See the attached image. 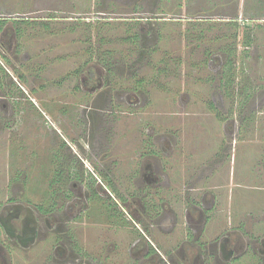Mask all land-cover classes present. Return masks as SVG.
<instances>
[{
    "label": "flooded vegetation",
    "instance_id": "flooded-vegetation-1",
    "mask_svg": "<svg viewBox=\"0 0 264 264\" xmlns=\"http://www.w3.org/2000/svg\"><path fill=\"white\" fill-rule=\"evenodd\" d=\"M210 1L213 11L230 7L229 14L221 16L222 23L235 22L231 16L239 13L240 6H245L252 16L255 10H264V0H259L261 5L254 11L247 9L246 0H242V4L239 0ZM98 3L97 14L105 18L102 21L105 25L120 21L123 26L126 21L141 33L145 28L150 30L147 21L151 19L130 21L123 19L122 14L123 6L128 3L132 4L129 13H150L140 7L146 0H98ZM176 6L172 9L178 10L177 13L187 16L196 13L192 2L189 6ZM234 9L238 10L233 12ZM112 16L122 19L113 20ZM187 16L167 21L206 22L204 17L197 21L195 19L200 17ZM55 21L44 20L42 28L49 31ZM13 22L11 33L3 25L0 28V42L5 46L0 43V50L12 63L16 61L18 41L22 37L16 19ZM140 32L126 38L125 42L139 50L138 58H150L152 52L147 43L153 34L145 38ZM3 34L8 39H3ZM157 37L155 41L160 35ZM92 45L89 43V48ZM101 46L102 43L98 49L94 45L87 50L88 61L82 69L80 89L90 100L82 107L79 102L71 107L78 108L71 125L76 140L71 146L61 135L52 156L51 176L47 172L44 150L39 154L43 158L40 178L35 176L30 180L31 173L25 171L27 167L22 174L19 170L15 174L10 169L5 172L12 173L13 178L8 180L5 190L0 189V195H5L0 196V264H264L261 226L264 220L259 223L258 233L253 229L252 213L243 214L241 219L234 202L230 201L225 208L215 192L200 185L197 176L189 180L183 177L179 184H173L162 161L171 149L170 140L167 134H157L154 125L144 124L149 133L143 139L145 151L135 152L129 162V172L124 173L123 152L121 161L117 162L112 150L116 139L113 132L119 126L120 115L128 114L127 108L140 105V99L145 96L144 82L130 90L117 88L111 79L112 72L120 73L118 76L123 78L125 61L122 54L115 55L104 43V49H100ZM12 47L14 54L10 55L8 51ZM217 59L223 64L220 57ZM235 60L239 62L238 58ZM161 64L154 69L156 74L169 72L163 61ZM73 74L76 76L78 70ZM5 94L0 89V109L10 120L17 109L6 101ZM123 102L127 106L121 108ZM61 109L65 112L69 108L64 105ZM50 127L52 125H47L45 130ZM117 168L118 172L114 171ZM37 183L39 189L35 186Z\"/></svg>",
    "mask_w": 264,
    "mask_h": 264
},
{
    "label": "rangeland",
    "instance_id": "rangeland-1",
    "mask_svg": "<svg viewBox=\"0 0 264 264\" xmlns=\"http://www.w3.org/2000/svg\"><path fill=\"white\" fill-rule=\"evenodd\" d=\"M94 1L0 0V28L3 25L6 27V31L9 29L11 33L13 21L16 19L17 28H20L19 32L22 33V37L18 41L19 50L17 56H15V62H8L7 55L0 50V89L6 92L5 96L10 97L9 100L15 103L17 109V114H14L10 120L5 112L0 109V189L5 190L8 180L13 178L12 173L10 175L5 174L9 169L14 174L17 170L21 171L20 174H22L23 169L27 167L25 171L31 173L30 180L35 176L40 178V166L43 158L39 154L43 150L44 155L47 156V172L51 176L53 169L52 156L57 151L55 149L62 139L61 135L66 137L70 145H73L76 138H74L71 125L73 113L78 108L73 110L71 107L77 104L76 102H79V106L82 107L84 103L90 100H87L88 94L80 89V76L84 73L82 69L86 67V61H88L87 50L94 47V45L98 49L101 43L100 49H104V43L110 49L112 48L115 55L122 54V59L125 61L123 62V76H121L123 78L118 76L120 73L112 72L111 79L116 83L117 88H123V91L130 90L133 89L132 87L137 86V82H144L145 96L140 99V105L132 109L127 108L128 114L120 115L119 126L113 132L116 139L113 142L112 150L115 152L114 155L117 156V162L121 161L122 157L120 155L123 152L124 173L129 172L128 166L131 167L129 162L135 152L145 151L143 139L149 133H146L148 127L144 124L150 123L154 125L157 134L163 135L169 133V131L172 134H174L173 132L175 134L182 133V136L177 135L179 141L173 159L165 158L164 163L165 166H169V164L176 161L177 168L180 169L179 172L183 171V174L180 173L181 178L185 177L189 180L193 175L191 176L192 171L187 168H189V165H199V159L198 157L195 159L193 156L192 159L185 157L181 159L180 151L188 150L187 155L193 151H199L200 148L193 142L188 143L189 140H198L200 136L205 134L204 130L199 133V125L194 126L203 117V115H200L201 112L199 113L200 110L197 104L199 105L202 99L209 101L211 92L214 91L217 94L220 80L209 69L208 65H205L203 61L200 62L201 56L193 57L190 61L189 55L203 53L206 44H209L208 48L212 52L219 51L220 47L226 49L230 46L231 49L232 47L233 49L236 48L234 54L239 59L240 82L232 88L235 90L232 99L233 108H228V103L227 108L231 117L234 115L233 118L239 125L244 122L242 120L244 113L246 116L248 115L247 117L251 114L256 116L255 123L250 120L253 116L249 117L248 123L250 126L246 127L249 130L239 138L236 144H240L238 149L241 151L247 145V143L244 144L243 140L255 137L253 139L257 143L250 142L251 157H248L247 151L242 150L239 153L238 150H232L228 154V163L223 168V176L214 178L213 183L223 181L225 185L229 184V186L223 188L224 198L228 199L233 196L235 198L233 200L234 204L244 205L252 203V199L245 193H238L236 191L237 185L241 187L242 183L244 188L255 185L257 187L256 196H253L263 199L262 205L257 206V213L255 212L258 218L264 210V178H262L263 174L260 172L262 165H264V141L260 137V133L264 130V105L262 104L263 101L256 99L255 103L248 109L245 106L247 104H244V107L239 110L236 109L237 104L240 105L244 89L247 87L254 88L255 91L264 89V10H255L258 5H261V2L259 0H246V2L248 1L246 3L247 9L255 10V14L252 16L251 12L247 13L245 6L243 8L240 6L239 13H234L235 16L229 15L234 17V20L236 19L235 22L231 23L221 22V16H223V13L229 14L230 7L213 11L210 9L212 7L210 0L191 1L192 8L196 13L188 14V16L185 13H177L178 10L172 8L177 7L176 4L189 6L191 3L189 0H176L173 3H168L166 0H146L147 3L140 7L142 10L150 11L148 14L129 13L132 12V4L129 5L128 3L123 6V19L126 18L130 21L135 18L152 20L147 21L150 30L145 28L141 33L136 27L130 26L131 22L123 21V26H121L122 22L120 21L105 25V22H102L105 18L97 14L100 3H98V0H96V3ZM238 2L242 4V0ZM249 2L252 4L249 5ZM254 2H256L255 5ZM235 10L238 9H234L233 12ZM233 12L232 15H234ZM192 15L193 17H200L195 19L197 21H201V18L204 17L206 22H193L192 24L167 21L172 18L181 20L183 16L190 17ZM248 15H251V17ZM107 17L109 19L111 16L108 15ZM248 17L250 19L247 21ZM51 18L56 19V21L51 24L48 22L50 29L45 31L41 23ZM238 18H241L243 22L239 21ZM91 19L92 21H90ZM111 19L121 20L122 17L112 16ZM144 26L142 27L144 28ZM137 32L143 34L145 38L147 35L153 34V37L147 43V47L152 52L150 58L147 56L138 58L137 52L139 50L134 49L131 44L125 42L126 38L132 37L131 35ZM201 33L205 34L201 36ZM3 35V39H8L6 34ZM158 35H160V39L155 41ZM90 38L91 41H87ZM0 43L3 45L2 42ZM89 43L94 45L89 48ZM188 43H192L189 48ZM13 51L14 48L12 47L8 53L12 55L14 54ZM98 52H102V50ZM165 54L173 61L169 62L170 59L167 60ZM161 59L169 68V72L156 74L154 69L158 66L161 67ZM136 60L141 61L142 64L136 62ZM140 64L142 67L139 69ZM162 68L165 67L162 66ZM77 70L78 74L75 76L73 73ZM76 88H79L80 91L78 90L77 96L73 98L71 93ZM183 89L194 92V96L196 95L195 107H193L195 117L192 118L190 123H187V129L189 130L185 135L178 126L182 124L186 112L182 108L171 105V102L174 98L179 97ZM257 95V98L260 96L261 99L262 94ZM41 103L47 104L48 107L49 104H61L60 108L65 105L69 108V111L64 112L59 107L58 110L43 109L44 111H42L39 109ZM120 104L121 108L127 106L125 102ZM207 110L206 107L205 116L214 123V112L212 111V115L209 112L206 113ZM41 111L43 113L48 111L46 117L48 119L42 117ZM222 112L225 111L222 110ZM170 124L172 125L169 126ZM47 125H52V127L45 130ZM214 129L215 127L211 131V135L213 133L212 136L215 138ZM218 135L220 136L219 132ZM164 149L167 150V147ZM186 161L194 162L187 164ZM253 161L256 164L255 169L258 168L256 172L253 168ZM249 164L250 167L248 168ZM118 170L117 168L114 171L118 172ZM259 172L261 174L257 176L253 174ZM38 185L39 183L35 186L39 189ZM238 189L240 191V188ZM249 191L251 192V189ZM0 196L5 197V195ZM253 203L256 204L257 200L255 199ZM254 207L256 206L249 204L241 212L248 213ZM250 213L253 214V212ZM261 226L264 232V224Z\"/></svg>",
    "mask_w": 264,
    "mask_h": 264
},
{
    "label": "crops",
    "instance_id": "crops-1",
    "mask_svg": "<svg viewBox=\"0 0 264 264\" xmlns=\"http://www.w3.org/2000/svg\"><path fill=\"white\" fill-rule=\"evenodd\" d=\"M203 31H205V30H203ZM191 44L192 43L187 44L188 48L191 47ZM208 45L206 44V47L204 48L203 53L190 54L189 60L192 59L193 57L201 56L200 62L203 61V63L205 65H208L209 69L216 74V77L218 79L220 78L219 85H218L219 88L216 92L217 94H215L214 91L211 92V94H210L211 99L209 101L202 99L199 102L200 106L197 104V106L199 107V110H200L199 113L201 112L200 115H203V117L199 120L198 124H194V126L199 125L198 126L199 127V129H198L199 133H201V131L204 130L205 134L200 136V139H198V140H196V139L189 140L188 143L193 142V144L197 145L200 148L199 151H193V152H191V154H193V155H191L190 153H189V155H187L189 151L188 150L186 151V149H184L183 151H180L181 152L180 155H181V159H183L184 157L187 159L188 158L192 159V156L196 159L198 157L199 165H195V166L189 165V168H187V169H190L192 171L190 173L191 176L193 175V176L199 177L200 185H203V186L205 185V187L207 189L215 192L217 197L223 201L224 207H228V205H230V201H232V203H233V200H235V198L233 196L228 198V199H225L223 196V188L225 186L226 187L229 186V184L225 185L223 183V181L216 182V184H215V183H213V181H214V178H219V176H221V175L223 176V168L226 165V163H228V159H229L228 154L231 153L232 150H238L239 153L242 150L247 151L246 153L248 154V157H251L250 156V154H251L250 142L251 143H257V141H255L253 139L255 137H251V138H248L247 140H243L244 144L247 143V145L244 146V148L241 151H240V149H238L240 144L237 145L236 143L241 136L245 135V133L248 132L249 129H246V127L250 126L248 123L249 117L253 116L252 119H250V120H252V122L255 123L256 116H255V114H251V115H249V117H247L248 115L246 116V114L244 113V115L242 117V120H244V122L241 125H239V123H237L236 120L233 118L234 115H233V117H231V114L229 113L228 108L229 107H230V109L233 108L232 99H233V95H235V90L232 88H229L225 85V74H228L229 72H231V73L234 72L233 62L235 60L234 58H236L234 56V50H233V47H232V49H229L228 47L226 49L223 47H220L219 51L212 52V50H210L208 48ZM217 57L221 58L223 64L220 61H218ZM163 59H165V58H163ZM163 59H161L160 61H162ZM169 59L170 60H168V58H167V60L169 62L173 61L171 58H169ZM236 70L238 72L237 67H236ZM219 75H221V76L219 77ZM138 85L139 84H137V86H135V87L137 88ZM261 90L255 91L254 88L247 87L246 89H244L242 91L243 96L241 97L242 98L241 100H243L247 104L246 105L247 109L255 103L256 99L263 101L262 104L264 105V89L262 91ZM78 92L79 91L77 89H75L73 91V93H71L72 97L75 98V96H77L76 94H78ZM143 92L145 93V91H143ZM194 94H195L194 92H190L188 90L183 89V91L180 92L179 97L174 98V100L172 99L173 101L171 102L172 106H175V107L180 108V109L182 108V110H184L186 112L184 114L185 117H184V120L182 121V124L178 126L179 129H182V131L184 132V135L189 130V129H187V123H190L192 121V118L195 117V113L193 112V109H194L193 107H195V102H196L195 96L196 95L194 96ZM257 94H259V95L262 94L261 99H260V96L257 98V96H258ZM5 97H7V96H5ZM87 97H88V99L90 98L88 95H87ZM9 99H10V97L8 96L6 98V101L8 103L15 105V103L14 102L12 103ZM234 100H235V98H234ZM42 102H44V101H42ZM227 103H228V108H227ZM60 105L61 104H52V105L49 104V107H48L47 104L41 103V107L39 109H41V110H43V109L44 110H49V109L50 110H52V109L58 110L60 108L59 107ZM235 105H236V103H235ZM206 107L208 108L206 113L209 112L213 115V112H214V114H215V116L213 118L214 123L208 117L205 116L204 111L206 110ZM201 109H203V110H201ZM222 110L225 112L223 113ZM40 114L42 115V117L44 119H46L45 114L42 111ZM46 115H48V114L46 113ZM252 122H251V124H252ZM172 124H170L169 126H171ZM212 126L215 127L214 130L216 133V137H215L216 139L214 138V136H212L213 133L211 135V131H213ZM191 130H192V128H191ZM208 130H209V133H208ZM218 132L220 133V136L218 135ZM173 133L174 134H172L171 131H169V133H167L168 139L170 140L171 149H170V151H168L165 158L173 159V157L176 153V148H177L176 146H177L178 141H179L178 140L179 137H177V135L182 136V133H180V132H179L180 134H175V132H173ZM260 134H259L260 137H262L261 140L264 141V130ZM198 142H199V144H198ZM225 143H226V145L224 146ZM208 145H209V148H208ZM165 158L162 159L163 166L166 167V169L168 170V174L171 177V181L173 182V184H179L180 181H183V179L181 178L182 175L180 176V173L183 174V171L179 172L180 169L177 168V162L176 161L169 164V166H165V163H164ZM192 162H194V161H186L187 164H192ZM249 163H250V161H249ZM253 163H254V161L252 162V164ZM253 166H254L253 168H254L255 172L258 171V168L255 169V167H256L255 163ZM128 167H130V166H128ZM133 167H135V165H133ZM249 167H250V164L248 165V168ZM185 171L186 170L184 169V172ZM248 171L250 172V170H248ZM260 172L263 174L262 178H264V165H262ZM260 172L259 173H253V174L255 176H257V175L261 174ZM238 188H240V191H238L239 190ZM246 189H247V191H246ZM248 189L249 190L251 189V192ZM256 190H257V187H255V185H252V187H251V185H249L248 187L244 188V185L241 183V187L239 185H237L236 191L238 193L241 192V193H245L246 195H248V197H250L252 199V203H249V204L256 206L253 209H251L252 211H249V212H253L252 215L254 216V219H255V223H254L255 225L253 226V229L257 230V232H258L260 230L259 229V223H260V221L264 220V210H263L262 214L257 218L256 217L257 215L255 214V212L257 210V206L262 205L263 199L255 197L256 196L255 195ZM250 193H251V196H250ZM253 195H255V196H253ZM255 199L257 200L256 204L253 203ZM249 204L244 205V204L236 203V206L239 207L241 219H242L243 214H245V212H241V211H243L244 207L249 205Z\"/></svg>",
    "mask_w": 264,
    "mask_h": 264
},
{
    "label": "trees",
    "instance_id": "trees-1",
    "mask_svg": "<svg viewBox=\"0 0 264 264\" xmlns=\"http://www.w3.org/2000/svg\"><path fill=\"white\" fill-rule=\"evenodd\" d=\"M250 41V40H249ZM229 49H231L230 48V46L228 47ZM236 48H234L233 50H235ZM231 51V50H230ZM235 53V52H234ZM234 56H235V54H234ZM236 57V56H235ZM235 59V58H234ZM239 63H237L236 62V60H234V62H233V65H234V72H229L228 74H225V85L227 86V87H229V88H233V86L235 85V84H237L238 82H240V73H239V65H238ZM236 67H237V69H238V72H237V70H236ZM141 83V82H140ZM139 82H137V84H140ZM235 87H236V85H235ZM238 90H240L239 88H238ZM239 103V102H238ZM244 104H246V103H244L242 100H241V102H240V105L239 104H237V109L236 110H239L241 107H244ZM246 106V105H245Z\"/></svg>",
    "mask_w": 264,
    "mask_h": 264
}]
</instances>
